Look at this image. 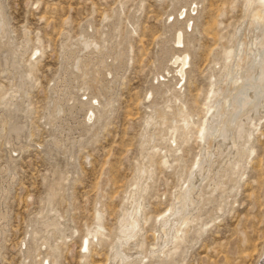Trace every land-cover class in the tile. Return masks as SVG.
I'll return each mask as SVG.
<instances>
[{"label":"rangeland","instance_id":"374dc122","mask_svg":"<svg viewBox=\"0 0 264 264\" xmlns=\"http://www.w3.org/2000/svg\"><path fill=\"white\" fill-rule=\"evenodd\" d=\"M190 3H195L194 11ZM252 4L0 0V264H117L110 247L135 183L147 188L140 193L138 245L135 249L131 243L126 250L135 257L129 264H158L159 256L151 253L159 244V221L176 194L178 175L199 156L197 131L208 117V98L236 47L237 33L252 37L254 31L244 30ZM176 30L182 32L180 47L171 41ZM84 39L97 49H82ZM34 50L38 53L32 55ZM172 54H188L181 86L171 69L163 70ZM167 86L180 91L179 102L168 100ZM68 98L90 103L94 114L89 122L82 111H68ZM178 104L189 114L190 136L177 138L167 152L158 135L172 118L178 120ZM259 110L245 126L249 151L239 172L231 176L227 166L221 169L225 193L210 191L207 185L214 178L203 183V197L209 199L200 207L197 224L183 229V241L172 255L176 264L259 263L264 246V105ZM150 115L152 124L145 126ZM77 123L88 133L79 135L80 129L73 128ZM13 127L20 130L18 136ZM146 130L154 132L147 144ZM147 165L151 178L136 179ZM217 204L220 212L211 211ZM95 211L103 215V234L88 239V250L80 252Z\"/></svg>","mask_w":264,"mask_h":264},{"label":"bare ground","instance_id":"6f19581e","mask_svg":"<svg viewBox=\"0 0 264 264\" xmlns=\"http://www.w3.org/2000/svg\"><path fill=\"white\" fill-rule=\"evenodd\" d=\"M251 2L253 3L250 8L251 16L246 18L249 21L247 26L245 25L246 29L244 30L246 34L251 30L254 31L252 37L237 33L236 47H233L229 61L222 66V73L219 75V78L215 79L216 82H219L218 85L222 86L223 91L218 90V85L211 90L212 95L208 98V106L205 110V114H208V117L202 118L203 121L200 123L197 131L196 138L202 142L199 156H196V159L190 163L188 168L178 175L175 184L176 194L175 196H171L166 212H164L163 217L159 221V244L155 252L151 253V255L159 256L158 264H176L172 255L180 248L183 241V229L187 226L191 229L197 224L201 215L200 207L209 199L208 197H203V183L206 180L214 178L207 185L210 191L216 190L219 194H224L226 188L219 178L221 169H223V166H227L231 170V176L237 174L241 168V159L244 153L249 151V146L244 141L247 136L245 126L252 119V116L257 115L260 111L259 108H263L264 105V0H245V7L249 6ZM190 4L193 5L192 11H194L195 3ZM183 10L184 8L181 11L179 9L178 17H182L184 14ZM250 21L253 23V27H251ZM186 28L190 30L188 24H186ZM1 30L2 20L0 16ZM171 41L176 47L182 46V32L180 30L174 31ZM93 43L89 39H84L80 42L82 44L81 48L84 50H88L91 46L97 49V44ZM35 53L37 54L38 50H34L32 55ZM167 56L168 65L163 70L168 73V70L171 69L173 76L177 78L176 86H181L184 70L188 66V54H182V56L172 54ZM73 63L74 70H76L77 62ZM154 79H156V76H154ZM167 87L165 91L167 92L168 100L172 103L179 102L180 91L175 90V87ZM146 98H150V90L146 92ZM69 100L71 104L68 105V111L71 112L74 109L79 112L82 111L84 113L83 120L86 117V120L89 122L94 114L90 103H81L72 98L66 99V102ZM95 103L96 100H92V104ZM176 108L178 120L172 118L171 122L158 135V139L164 142L167 152H170V147L171 145L174 146L177 138L184 140L190 136V132L187 130L189 114L186 113V110L180 104ZM58 112H60V108H58ZM159 117L164 119L162 116ZM151 120L152 116H147L144 120V125H151ZM73 128L80 129L79 135L88 133V128L80 127L78 123ZM10 130L16 136L20 133V130L16 127ZM2 131L4 132V128H1ZM147 131H145L143 140L146 144L152 142L154 139V132ZM5 140L9 142L7 138ZM227 152L229 153L228 155ZM225 155L227 156L220 161H216L213 158L214 156L223 157ZM152 173L150 165L143 166L137 171L136 179H150ZM226 179L228 183H234L233 177H227ZM146 188V183L140 186L135 183L133 188L128 192V197L125 200L128 207L124 209L118 219L114 235L115 239L112 241L110 247L112 261H115L117 264H129V262L135 259V257L131 258V254L127 251L130 249L129 244L133 243L132 246L135 249L138 245V243L134 244V238L142 229L143 223L141 218L142 203L140 193L144 192ZM135 193H138V195H135ZM96 208H98V202H96ZM220 208L221 204H217L211 211L220 212ZM102 216L99 211H95L93 225L90 229H87L80 243V252L88 250V239L96 240L97 236L103 234ZM0 220H4L3 214H0ZM195 233L198 234L199 230L195 229ZM33 234L32 238L35 237L36 233ZM51 250L55 251V247H51ZM263 251L264 246L261 247L258 255V264H264V257L261 259L264 255ZM134 252L137 253L138 251ZM31 253L38 256L35 251ZM136 256H138V253ZM42 264H48V262L45 261Z\"/></svg>","mask_w":264,"mask_h":264}]
</instances>
